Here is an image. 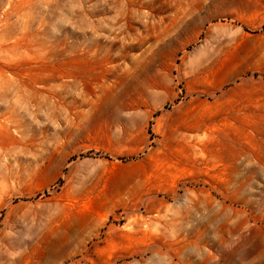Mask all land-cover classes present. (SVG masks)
I'll list each match as a JSON object with an SVG mask.
<instances>
[{
  "label": "rangeland",
  "instance_id": "374dc122",
  "mask_svg": "<svg viewBox=\"0 0 264 264\" xmlns=\"http://www.w3.org/2000/svg\"><path fill=\"white\" fill-rule=\"evenodd\" d=\"M0 264H264V0H0Z\"/></svg>",
  "mask_w": 264,
  "mask_h": 264
}]
</instances>
